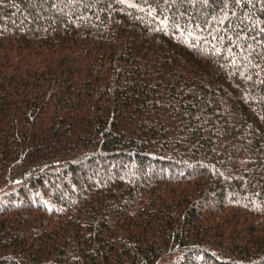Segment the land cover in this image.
Returning a JSON list of instances; mask_svg holds the SVG:
<instances>
[{"label": "trees", "instance_id": "trees-1", "mask_svg": "<svg viewBox=\"0 0 264 264\" xmlns=\"http://www.w3.org/2000/svg\"><path fill=\"white\" fill-rule=\"evenodd\" d=\"M0 264H264V0H0Z\"/></svg>", "mask_w": 264, "mask_h": 264}]
</instances>
